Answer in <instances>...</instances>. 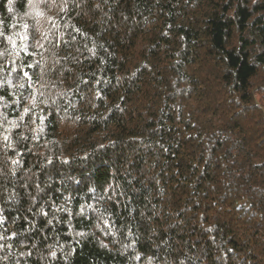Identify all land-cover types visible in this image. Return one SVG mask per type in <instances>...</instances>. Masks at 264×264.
Here are the masks:
<instances>
[{"label":"trees","instance_id":"trees-1","mask_svg":"<svg viewBox=\"0 0 264 264\" xmlns=\"http://www.w3.org/2000/svg\"><path fill=\"white\" fill-rule=\"evenodd\" d=\"M0 264H264V0H0Z\"/></svg>","mask_w":264,"mask_h":264}]
</instances>
